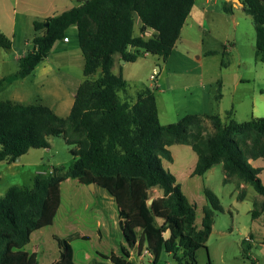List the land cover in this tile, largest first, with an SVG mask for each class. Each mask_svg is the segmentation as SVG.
Listing matches in <instances>:
<instances>
[{
  "label": "trees",
  "instance_id": "obj_1",
  "mask_svg": "<svg viewBox=\"0 0 264 264\" xmlns=\"http://www.w3.org/2000/svg\"><path fill=\"white\" fill-rule=\"evenodd\" d=\"M241 2L254 25L255 57L264 63V0ZM194 3L88 0L45 21H34L33 50L20 59L17 77L31 75L55 43L65 38L69 27L76 25L86 79L79 85L67 117L43 104L0 100V162L15 163L31 149L49 148V137H62L67 145L75 146L71 150L75 161L67 170L59 167L51 174H36L32 189L12 186L0 198V264H37L36 253L23 249L33 232L53 224L61 205V185L67 179L97 185L115 198L128 248L137 247L139 255L147 249L153 264L162 253L181 264H197V253L207 250L215 214L223 207L214 192L204 189L208 205L203 208L201 227L196 226V204L188 200L175 176L162 164L163 159L172 161L168 147L175 144L189 145L197 155L193 176H203L222 163L225 183L234 177L251 184L263 196L261 202L254 203L251 216L256 219L264 213L261 169L250 163L264 160V117L223 122L217 114H188L178 122L162 125L152 89L140 92L134 103L120 99L127 82L121 70L113 73L115 57L134 63L146 53L167 61ZM222 9L232 15L233 1L223 0ZM136 18L141 22L139 34H135ZM147 29L156 34L140 36ZM11 45V40L0 33V48L9 50ZM37 55L41 57L35 59ZM98 71L101 76L90 79ZM5 80L0 79V91ZM220 96L218 90L216 99ZM206 120L211 134L206 133ZM155 188L162 196L148 204ZM238 197L243 199L245 192ZM157 219L162 220L160 227L155 226ZM54 238L59 259L53 264H76L73 238ZM247 250L243 251L244 258H249ZM100 256L110 264H133L127 248L121 255Z\"/></svg>",
  "mask_w": 264,
  "mask_h": 264
},
{
  "label": "crops",
  "instance_id": "obj_2",
  "mask_svg": "<svg viewBox=\"0 0 264 264\" xmlns=\"http://www.w3.org/2000/svg\"><path fill=\"white\" fill-rule=\"evenodd\" d=\"M68 1L67 0H0V33L4 34L7 38L11 40L12 45L9 50L13 51V55H14L12 60L11 59L8 60L7 57L5 56L6 54H1L0 52V79L6 78L3 87L1 88L0 95L9 80L12 81L11 85H13L12 88L11 85L9 88L10 97H6V99L0 98V100L2 101L9 100L24 105L43 104L50 107L57 115L61 117H67L69 115L72 105L74 103V98L77 89L79 85L86 79L84 73L81 75L80 73H78V71L77 72L73 71L70 68V66H72L75 63V59H77L78 69L81 68L83 70L84 67V58L81 49L79 47L77 26L72 25L71 27H69V29L66 31L65 38L63 40L56 42L53 48L51 49L49 55L45 57L35 67L33 73L23 79L17 77V72L19 69V61L29 51L33 50V41H32L33 36L31 38L25 39L24 43L16 42V33H17V25L19 23V16L24 19V22L27 26L30 25L33 28L34 21H45L50 17L61 14L62 12L67 11L72 7L76 6L75 3L71 2L70 0ZM222 3L223 0H195L193 8L181 30L180 38L177 41V43L179 41H182L183 36L185 35L186 40L189 42L191 41L193 45H195L196 53H194L193 61H195L197 64L199 63V65L202 68L201 75L197 76L198 77L197 88L201 91V93H199L195 97L192 96L189 100L192 103L196 104L197 111H192L188 114H200L204 116L217 114L220 116L223 122H228L229 120H235L239 122L238 120L239 108L247 104L249 105L248 111H244V114H242L243 119H241L242 120L241 122L249 121L253 118L264 117V115L258 114L259 111L264 112V100L261 99L256 100V98L252 99L251 96L247 94H241L238 100L235 99V94L241 91L240 87H242L245 84H248L250 79H246L241 74L237 75L235 72H232L228 69H225L224 70L225 72H222L220 78H218L210 70L209 68L210 65L205 66L206 62H209L210 56L214 54L212 53L213 51H209L207 50V48L203 46L202 36L203 35L205 36L204 30H206V28L209 29L211 28L216 17H220L221 14L228 15L224 13L222 9ZM238 10H243V7L241 6L234 7V12L232 16H235L236 11ZM140 27H141V22L138 18H136L135 34H139ZM177 43L172 53L178 50ZM233 46L235 48L234 44ZM0 50H5V49L0 48ZM129 50L134 51L133 48H129ZM189 54L190 52L188 49L186 52H183V55L185 56H189ZM141 55L150 56L149 54L146 53H142ZM169 58L167 59V61L169 60ZM118 59L120 60V58ZM167 61H165L164 63H167ZM136 62L134 63L126 62L120 64V67L118 69L119 70L118 73L121 70L122 75L125 81L127 82L126 89L120 92L119 95L124 93L122 95L127 99L126 101H129L131 103H134L136 101L137 96L140 92H142L147 88L152 89L151 86L148 85H142L134 89L130 87V83H134L135 78L133 75V70L131 67H129V65H134L136 64ZM160 75L158 77H160ZM100 76H101V72L98 71L95 75L91 76L90 79H97ZM213 86H216L214 92H212ZM54 89L55 90L57 89L59 91L62 90L64 96L67 99L64 97L65 98L64 100L61 99L58 100V102L53 105H48L45 98L49 96H54V93L52 92ZM208 89H210L211 91L207 93ZM227 89H231V92L233 93V101L230 103L229 107L225 109L224 107H222L221 110V105L224 101L226 95L225 91ZM218 90H220L221 93L219 100L216 99ZM153 92L155 94L154 90ZM165 92L167 91L162 90V93ZM261 95H264V93H262ZM68 97H70V99ZM155 98H156L160 123L162 125L168 124L167 122L162 121V118L164 117V110L166 111L167 109H164L163 106L162 109L163 117H161V108L158 100L159 96H156L155 94ZM213 103L216 104V106H218V109H220V111L212 113ZM208 123L209 121L206 120L205 124L210 125ZM49 142H50L49 148L41 149L42 152H36L37 155H40L41 161H32L29 159L24 164H21L22 168L27 167L30 171L32 169L36 170L32 179L33 182L32 187H27L29 189H32L34 186V177L36 174L48 173L53 168H59V167H63L65 168V170H67L71 165H73L75 161V158L71 153L72 156L69 158L67 157V159L65 160L66 163L70 164V166L67 168L64 165H62L63 163H61V161L57 158L58 151H56L54 154L48 157V153L51 152L54 147L52 137H49ZM75 148H76L75 146L71 149L68 148L67 151L71 152V150ZM33 150L34 149L29 150L27 154L20 157L19 160H16L15 163H11V164H8L6 162H0V163L7 164L9 167H16L21 163V161L25 157H29L28 155H31V153H33L32 152ZM45 161L47 162L44 163ZM250 163L252 164L253 167L261 169L260 178L262 183L264 184V160L263 159L250 160ZM218 164H221L223 169V164L222 163H218ZM216 165L210 168L203 176H199V177L201 178L206 177L205 178L206 180L211 179L215 173ZM192 172L190 176H193ZM223 173H224L223 177L225 179L226 175L224 169H223ZM71 181H74L75 183L81 185V187L84 189V191H86L89 194V196H92L96 199L93 202H89V201L86 202L83 207V212L78 214V217L80 219L88 216L89 217L91 216L94 219L93 235H90L85 231H80L79 229L75 231L72 228L71 222H66L63 219L62 220L58 219V213L62 205L61 202L60 208L57 212L53 224L49 227L33 232L30 236L29 243L24 247L23 250L29 254L36 253L37 264H53L59 259V249H58L57 241L54 238L55 236L59 238L72 237L73 240L71 244L73 247V252H74V242L80 240L83 241L92 240V236H93L98 241L96 252L99 261H97L96 263L101 262L105 264H110L109 261L102 259L100 255H105V256H111L112 254L121 255L123 248H127L130 254L129 261L132 262L133 264H136L133 262L134 255L137 254L140 258L142 257L138 254L137 247L128 248L127 246V243L124 239L123 233L119 225L118 206L115 198L111 196L107 190L97 185L94 184L83 185L79 183L78 180L67 179L65 182L62 183V185ZM230 182L236 184V191L235 193L232 194L234 197V202L232 207L236 209V211L239 213L240 207H242L243 203H246L244 204L245 208L251 214L254 209V203L261 202L263 200V196H261L259 193L256 192V194H254L251 197V199H249L248 191L250 187H253L251 184L241 182L234 177L231 178L227 183L225 182L224 183L228 184ZM14 186H18V185H14ZM19 187H25V186H19ZM208 187L211 188L210 186ZM209 188L205 187L204 189H209ZM8 189L5 191V193L8 191ZM153 191L157 193L156 198L162 196L161 190L155 188L153 189ZM211 191L214 192L213 190ZM242 191L245 192V197L243 199H239L238 196ZM5 193L3 192L0 193V198L3 197ZM189 201L191 203H194L191 200ZM47 229H50L51 232H46ZM214 230H215V217H214V224L212 227V231ZM221 233L223 235L232 234L226 231H221ZM246 236H250L253 241L252 243L249 244H245L243 241L244 243L243 247L244 249H248L247 251L249 253L251 251V248L254 245H256V241H258L259 239H264V213L260 217L253 219V227L244 234V237ZM43 246H47L48 248L50 247L48 252L43 249ZM74 262L77 263L75 260V252H74Z\"/></svg>",
  "mask_w": 264,
  "mask_h": 264
},
{
  "label": "rangeland",
  "instance_id": "obj_3",
  "mask_svg": "<svg viewBox=\"0 0 264 264\" xmlns=\"http://www.w3.org/2000/svg\"><path fill=\"white\" fill-rule=\"evenodd\" d=\"M204 31L205 36H202V44L207 50L213 51L212 53L214 54L210 56L209 62H206L205 66L210 65V70L218 78H220L222 72H225V69H228L237 75L241 74L246 79H250L248 84L240 87L242 92H237L235 99L238 100L241 94H247L252 99L264 100V95H261L264 93V63L258 61L255 57V29L252 18L243 10L236 11L235 16L221 14L220 17L215 18L211 28H206ZM33 35L34 29L30 25L27 26L24 19L19 16L16 42L24 43L25 39L31 38ZM177 46L178 50L171 54L167 63H164L158 56L141 55L136 64L129 65L133 70L135 78L134 83H130V87L134 89L142 85L151 86L156 96H159L161 117H163V106L164 109H167L166 111L164 110L162 121L168 124L178 122L184 116L188 115V113L197 111L196 104L189 100L192 96L195 97L201 93L197 88V76L201 75L202 68L199 63L197 64L193 61L194 53H196L195 45L191 41H187L184 35L182 41L177 43ZM187 49L190 52L189 56L183 55V52H186ZM0 52L1 54H6L5 56L8 60H12L14 56L13 51L10 50H0ZM118 58L119 56H116L115 66L113 68L114 74L118 73L120 64H123V60H119ZM156 66L161 68V75L157 80H150V75ZM70 68L73 71H78L81 75L83 74V70L77 68V59H75V63ZM11 84L12 81L9 80L0 95L1 99L10 97L9 88ZM215 89L216 86H213L212 92ZM162 90L167 92L162 93ZM210 91L208 89L207 93ZM52 92L54 96L45 98L48 105H53L58 100H64L66 98L62 90L54 89ZM122 94L120 95V99L126 101L127 99ZM225 94L221 110L222 107L224 109L229 107L233 101L231 89H227ZM68 98L70 99V97ZM248 107L249 105L245 104L239 108V122L242 121V114H244V111H248ZM212 111V113H215L220 111V109L213 103ZM258 114L264 115V112L259 111ZM205 127L206 133L211 134L213 131L211 125L205 124ZM52 140L54 147L48 153V157L58 151L57 158L63 163L62 165L68 168L70 164L66 163L65 160L72 155L67 149H71L74 146L67 145L62 137H52ZM168 149L171 152L172 161L163 159V167L175 176L177 183L182 187L183 193L189 200L196 204V226L201 227L203 208L208 205V201L204 195L205 187H211L209 189L213 190L219 197L224 209V211L218 212L215 215V230L209 236L207 250L201 249L198 251L197 264H210L209 260L211 264H252V260H256V264H264V239L256 241V245L251 248V251L249 253L247 251L249 258H244V234L253 227V218L245 208L244 204L246 203H243L242 207H240L239 213L232 207L234 202L232 194L236 191V184L233 182L228 184L224 183L222 165L217 164L215 166V173L209 180H206V177L190 176L197 161V155L191 146L175 144L169 146ZM32 152L31 155H28L29 157H25L16 167H9L7 164L0 163V193H5L9 187L14 185L32 187V179L36 170L32 169L30 171L27 167H21V164H24L29 159L32 161H41L40 155L36 154V152H42L41 149H34ZM61 191L62 205L58 213V219L71 222L72 228L75 231L79 229L80 231H85L93 235L94 219L91 216L80 219L78 214L83 212V207L86 202H93L96 199L89 196L81 185L74 181L63 184ZM254 194H256V191L253 187H250L248 198L251 199ZM151 196L152 198L150 199H155L157 193L152 190ZM161 225L162 220L157 219L155 226L160 227ZM221 231L232 234L223 235ZM46 232L51 231L47 229ZM97 245L98 241L93 236L92 240L74 242L76 264H96L99 261L96 252ZM43 249L48 252L50 247L43 246ZM133 262L136 264H153L152 259L148 255L140 258L135 254ZM156 264L181 263L173 259L171 255L162 253Z\"/></svg>",
  "mask_w": 264,
  "mask_h": 264
},
{
  "label": "built area",
  "instance_id": "obj_4",
  "mask_svg": "<svg viewBox=\"0 0 264 264\" xmlns=\"http://www.w3.org/2000/svg\"><path fill=\"white\" fill-rule=\"evenodd\" d=\"M71 2L75 3L77 6L85 4L88 0H70ZM156 32L152 29H147L144 33L140 34V36L144 38L152 37ZM161 68L156 66L153 68L152 74L150 75V80H157L158 76L160 75ZM52 170L48 172V174H51ZM252 238L250 236H246L244 238V243L249 244L252 243ZM144 255H148L151 259H153V256L150 254V252L147 249H144L141 257Z\"/></svg>",
  "mask_w": 264,
  "mask_h": 264
},
{
  "label": "water",
  "instance_id": "obj_5",
  "mask_svg": "<svg viewBox=\"0 0 264 264\" xmlns=\"http://www.w3.org/2000/svg\"><path fill=\"white\" fill-rule=\"evenodd\" d=\"M232 1H233V5H234V7H236V6H241V7H243V3L241 2V0H232ZM48 25H49V23L46 22V23H45V27H48ZM40 57H41L40 55H37L35 59H39ZM123 63H126V62L123 60ZM17 160H19V158H18ZM152 201H153V199H150V200L148 201V204H151Z\"/></svg>",
  "mask_w": 264,
  "mask_h": 264
}]
</instances>
